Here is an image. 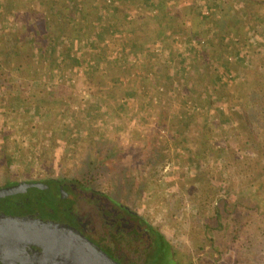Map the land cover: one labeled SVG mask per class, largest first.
<instances>
[{
  "label": "rangeland",
  "instance_id": "rangeland-1",
  "mask_svg": "<svg viewBox=\"0 0 264 264\" xmlns=\"http://www.w3.org/2000/svg\"><path fill=\"white\" fill-rule=\"evenodd\" d=\"M178 1L200 6L206 15L195 34L182 30L167 36L166 31L156 28L152 12L150 26L155 24L156 31L153 29L150 34L156 38L163 31L164 41L160 44L151 40L143 44L142 35L139 39L121 35L126 46L123 49L118 45L117 28L108 31L111 35L102 48L115 58H124L120 66L125 69L116 71L113 64L109 66L104 60L78 65L73 58L66 63L72 66L66 75H75L71 76L73 85H65V89L61 85L59 92L54 93L59 96L51 101L44 85L38 93L30 89L22 98L11 94L8 100L6 85L2 86L0 186L6 178L24 182L49 178L82 180L87 176L93 180L92 186L129 204L159 227L172 246L176 264H264V216L253 215L240 223L234 238L218 247L220 252L209 243L197 250L204 242L203 218L209 213L202 204L206 197L236 198L264 174V134H258L256 146L244 142L237 99L244 90L264 95V6H255L257 15L248 16L233 0L231 7L223 0ZM133 6L130 11L135 15L140 5ZM26 10L25 4L23 11ZM157 10L164 12L162 7ZM219 20H225L230 29L218 33L222 23ZM9 32L8 43L13 36V31ZM148 68H159L163 83L155 92L133 93L128 83L134 77L136 80L135 75L143 77ZM14 76L9 75L7 84L24 79ZM39 79L44 81V77ZM201 79L211 95L203 93L202 88L196 91ZM171 80L180 83L168 88L167 95ZM117 89L115 94L119 95L110 94ZM55 105L58 108L52 109ZM164 106L187 122L181 144L154 123L159 119L158 108ZM195 115L199 122L218 115L213 139L216 148L201 159L199 150L192 147ZM172 121L168 117V124ZM154 130L161 140H167V160L152 156ZM4 146L14 152L8 163L1 159ZM151 171L158 173L151 175ZM179 196L184 205L174 215ZM231 227L236 229L237 223Z\"/></svg>",
  "mask_w": 264,
  "mask_h": 264
},
{
  "label": "trees",
  "instance_id": "trees-1",
  "mask_svg": "<svg viewBox=\"0 0 264 264\" xmlns=\"http://www.w3.org/2000/svg\"><path fill=\"white\" fill-rule=\"evenodd\" d=\"M173 1L174 3L169 4L164 3L163 0L154 3L152 0H0V91H2V86L6 85L5 99L8 100V96L11 97V94L17 98H22L30 89L38 93L41 86L44 85L50 94L48 98L51 101L54 97L59 96L54 93L57 94L61 87L73 85L71 81L75 75H71L72 77L66 75L67 68H72L70 64L66 63L73 58L76 59L78 65H83L86 62L90 65L104 60L109 66L113 64L112 67H115L116 71L122 70L124 67L122 68L120 63L122 60L124 61V58H115L117 56L109 55V51L102 48L107 37L111 35V32L108 33V31L113 30L114 26L117 28L115 33H120L118 45L123 46V49L126 47L122 42L121 37L123 35H134L138 39L142 35L144 37L143 44L151 40L157 45V43L160 44L164 41L162 39L164 37L162 36L163 31H166L165 34L169 37L182 30L189 34H195L196 30L205 22L206 15H204L203 10L200 6L195 7L194 4L190 3L181 4L178 0H170V3ZM223 1L230 7L233 4L232 0ZM233 1H237L240 4L242 14L248 16L257 15V12L253 10L255 6L257 8L264 6V0ZM25 4L28 6V10L23 11ZM133 4L140 5L138 6L139 12H135V15L130 11L134 8ZM158 7H162L164 12L159 13ZM151 12L156 20V28L163 30L158 32L162 35H156V38L150 34L156 29H154L155 24L150 26V24L153 25V19L149 17ZM238 15L240 14L238 13ZM220 21L222 23L218 33L230 29L225 20L217 22ZM11 30L13 36L8 43L7 38L9 34L11 36L9 32ZM220 38L223 39V37ZM92 47L98 50L95 51L96 49ZM132 55L133 53H130V57ZM13 65L14 69L12 68ZM12 69L15 74H13ZM72 71L74 73L76 70L73 69ZM134 71L138 72L135 69ZM143 74V77L135 75L136 80L134 77V80L128 83L132 92L145 91L148 93L150 90H154V92L158 90L159 85L161 86L163 83L159 68H155L154 71H150L148 68L144 70ZM9 75L21 76L24 79H18V81H12V84H7ZM14 77L13 79H15ZM41 77H44V81L39 79ZM174 83L179 84L180 82L169 81L166 90L167 95H169L168 88L172 89ZM118 85L121 83L119 82ZM203 86L206 87L207 84L203 85L201 79L198 81L196 91H199L200 88L205 89ZM244 91L237 97L243 118V140L246 144L256 146L258 134L260 132L264 134V95L254 90ZM115 92L118 93V89L109 93L115 94ZM204 92L211 95L207 89ZM140 101L143 103V98ZM55 108L58 107L55 105L52 109ZM158 110H160L159 119L158 121L155 120L154 123L166 130L171 139L180 142V144L183 143V134L186 131L187 122H184L179 115L172 114L169 106L160 107ZM168 117L173 120L170 124H168ZM217 118L218 115H214L209 117V120L204 119V121L199 122L198 116L195 115L194 117L193 124L196 128L191 136L193 139L192 147L199 150L200 159L207 151L216 148L213 139L215 138L214 124L218 123ZM151 142L153 145L151 149L154 152L152 156L155 160L159 158L160 160L162 158L169 159L167 140H161L160 136L156 134V130L152 132ZM224 145L222 142V147L225 149ZM187 150L190 151L188 147ZM262 152L264 154V146ZM13 156L14 152L4 146L2 162L8 163ZM154 173L157 174L158 172L151 171L149 174L153 175ZM82 181L89 184L93 182L87 176L83 177ZM12 182L15 181L6 178L4 184ZM198 196L197 193L194 194V197L197 198ZM202 204L209 213L205 214L203 218V232H201L204 242L199 245L197 250L204 249L206 243H209L212 249L220 252L218 247H224L228 241L234 238V233L238 232L242 222L247 221L253 215L264 216V174L247 185L236 198L228 199L225 196H219L213 199L206 197ZM183 205V198L179 196L175 202L177 207L174 215ZM234 223H237L236 229L231 227ZM162 237L166 239L164 234ZM163 249L165 250L160 264H176L169 259L173 250H171V245L167 239L164 240Z\"/></svg>",
  "mask_w": 264,
  "mask_h": 264
},
{
  "label": "flooded vegetation",
  "instance_id": "flooded-vegetation-1",
  "mask_svg": "<svg viewBox=\"0 0 264 264\" xmlns=\"http://www.w3.org/2000/svg\"><path fill=\"white\" fill-rule=\"evenodd\" d=\"M21 182L0 188L15 187ZM26 182L43 186L31 188L29 195L19 200L4 198L0 216L38 219L53 229L47 230L46 237L3 242L0 264H86L83 253L94 250V246L119 264L162 262L166 241L162 231L129 204L82 180H27L17 189ZM169 259L175 262L173 253Z\"/></svg>",
  "mask_w": 264,
  "mask_h": 264
},
{
  "label": "water",
  "instance_id": "water-1",
  "mask_svg": "<svg viewBox=\"0 0 264 264\" xmlns=\"http://www.w3.org/2000/svg\"><path fill=\"white\" fill-rule=\"evenodd\" d=\"M22 184L23 182L15 187L0 188V202L4 198L12 200L22 199L29 195L31 188L43 186L41 183L26 182L22 188L17 189ZM51 229H53L52 226L42 223L38 219H27L25 217L9 215L0 216V245L3 242L12 240V238L27 241L35 237H46L48 236L47 230L50 231ZM53 235L55 236L56 234ZM81 236L84 240H88L83 234ZM94 248V250L87 249L83 253L82 259L86 264H119L101 248L96 246Z\"/></svg>",
  "mask_w": 264,
  "mask_h": 264
},
{
  "label": "crops",
  "instance_id": "crops-1",
  "mask_svg": "<svg viewBox=\"0 0 264 264\" xmlns=\"http://www.w3.org/2000/svg\"><path fill=\"white\" fill-rule=\"evenodd\" d=\"M196 33V32H195Z\"/></svg>",
  "mask_w": 264,
  "mask_h": 264
}]
</instances>
